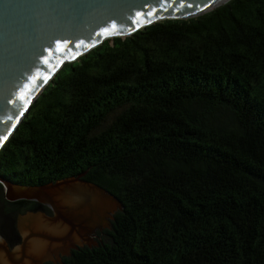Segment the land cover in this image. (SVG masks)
Masks as SVG:
<instances>
[{"label":"trees","instance_id":"trees-1","mask_svg":"<svg viewBox=\"0 0 264 264\" xmlns=\"http://www.w3.org/2000/svg\"><path fill=\"white\" fill-rule=\"evenodd\" d=\"M82 171L122 208L100 244L46 264H264V0L162 19L63 63L0 147V175Z\"/></svg>","mask_w":264,"mask_h":264},{"label":"water","instance_id":"water-1","mask_svg":"<svg viewBox=\"0 0 264 264\" xmlns=\"http://www.w3.org/2000/svg\"><path fill=\"white\" fill-rule=\"evenodd\" d=\"M225 1L0 0V147L63 63L106 38L193 17ZM84 173L29 185L0 175L4 200L36 203L16 214L17 241L8 244L0 232V264L62 262L71 249L100 244L97 231L111 227L122 204Z\"/></svg>","mask_w":264,"mask_h":264},{"label":"flooded vegetation","instance_id":"flooded-vegetation-1","mask_svg":"<svg viewBox=\"0 0 264 264\" xmlns=\"http://www.w3.org/2000/svg\"><path fill=\"white\" fill-rule=\"evenodd\" d=\"M25 210H27V209H25ZM25 210L13 211V213L5 212V211H3V209L0 210V217L2 219L1 223H2L3 227H5V229L2 230L1 226H0V232H2V234L6 237V239L8 240V244H10V245L18 240L17 239L18 232H17L16 226H15V221H14L15 220V216H16L17 213H19V212L21 213V212H23ZM46 213H49V210ZM99 232H101V231H99ZM62 256H65V255H62ZM62 256L60 258H62ZM46 262H51V261H46Z\"/></svg>","mask_w":264,"mask_h":264},{"label":"rangeland","instance_id":"rangeland-1","mask_svg":"<svg viewBox=\"0 0 264 264\" xmlns=\"http://www.w3.org/2000/svg\"><path fill=\"white\" fill-rule=\"evenodd\" d=\"M2 200H3V195H2V189H1V187H0V210L1 209H3L4 207H3V205H2ZM2 219H1V217H0V226H1V229L3 230V229H5V227H3V225H2ZM5 231V230H4ZM7 232V231H6ZM100 237V236H99ZM100 239H101V237H100Z\"/></svg>","mask_w":264,"mask_h":264},{"label":"snow or ice","instance_id":"snow-or-ice-1","mask_svg":"<svg viewBox=\"0 0 264 264\" xmlns=\"http://www.w3.org/2000/svg\"><path fill=\"white\" fill-rule=\"evenodd\" d=\"M4 139H7V136L6 135L4 136Z\"/></svg>","mask_w":264,"mask_h":264}]
</instances>
